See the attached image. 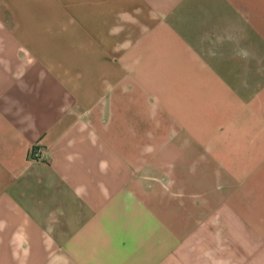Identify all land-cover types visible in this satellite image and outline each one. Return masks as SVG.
I'll use <instances>...</instances> for the list:
<instances>
[{
    "label": "crops",
    "instance_id": "1",
    "mask_svg": "<svg viewBox=\"0 0 264 264\" xmlns=\"http://www.w3.org/2000/svg\"><path fill=\"white\" fill-rule=\"evenodd\" d=\"M64 2L0 62V264H264V0Z\"/></svg>",
    "mask_w": 264,
    "mask_h": 264
},
{
    "label": "rangeland",
    "instance_id": "2",
    "mask_svg": "<svg viewBox=\"0 0 264 264\" xmlns=\"http://www.w3.org/2000/svg\"><path fill=\"white\" fill-rule=\"evenodd\" d=\"M64 4V0H0V62L29 56L25 54L28 51L15 48L25 43L63 41L67 34L62 33L61 27L73 21L66 17ZM251 4L250 0H232V15L239 9H249ZM105 100L109 102L110 96ZM123 130H119L120 140L127 138ZM152 166V170L158 169L157 165ZM157 180L152 182L157 184Z\"/></svg>",
    "mask_w": 264,
    "mask_h": 264
},
{
    "label": "built area",
    "instance_id": "3",
    "mask_svg": "<svg viewBox=\"0 0 264 264\" xmlns=\"http://www.w3.org/2000/svg\"><path fill=\"white\" fill-rule=\"evenodd\" d=\"M30 158L35 161H46L47 160V152L46 150L40 145L36 144L30 150Z\"/></svg>",
    "mask_w": 264,
    "mask_h": 264
}]
</instances>
